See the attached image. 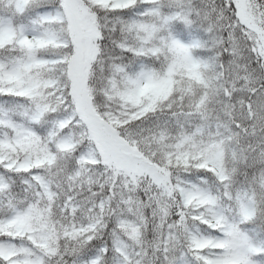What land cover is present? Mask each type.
<instances>
[{
    "label": "snow or ice",
    "instance_id": "snow-or-ice-1",
    "mask_svg": "<svg viewBox=\"0 0 264 264\" xmlns=\"http://www.w3.org/2000/svg\"><path fill=\"white\" fill-rule=\"evenodd\" d=\"M0 264H264V0H0Z\"/></svg>",
    "mask_w": 264,
    "mask_h": 264
}]
</instances>
